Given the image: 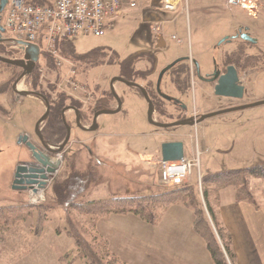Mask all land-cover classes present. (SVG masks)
<instances>
[{
    "label": "rangeland",
    "instance_id": "374dc122",
    "mask_svg": "<svg viewBox=\"0 0 264 264\" xmlns=\"http://www.w3.org/2000/svg\"><path fill=\"white\" fill-rule=\"evenodd\" d=\"M133 1L136 8H128L126 4L129 0H125L123 6L126 7H124L121 16L113 21L112 30L106 31L102 37L79 36L64 40L72 43L74 52L78 55H86L93 51L100 52L98 56L89 55L87 59L78 61L77 65L71 62L76 67V80L79 83L87 85L93 90L96 85H100L101 90L107 91L109 81L119 76V70L128 69L132 76L134 66L137 69V76L141 73L148 75L147 79L138 80L137 78V82L144 85L146 80H150L155 88L159 71L166 66V61L172 60L176 56L181 59L188 57L189 63L192 60L200 63V72L203 73L204 66H207L209 70L212 69V59L217 58L218 54L222 57L224 52L229 54L234 51L231 55L236 59L245 57L244 54L247 52L249 56L258 55L260 60L254 65L250 60L252 57H249L246 65L249 64L250 68L246 73L243 71L244 73L240 75L245 79V97L242 100L227 101V105L222 109L230 108L231 104L245 105L264 100V11L248 13L238 8H229L225 5L226 0H175L176 12L170 13L160 11L158 0ZM155 28L160 30L156 32ZM239 28L248 29L249 36L257 41L256 45H244L240 39H234L230 44L220 45L225 37H234ZM172 36H175L181 43L178 44L176 39L171 38ZM4 39H8L7 34H4ZM215 46H219L216 52ZM0 55L9 59L19 57L16 54V48L10 41L0 44ZM102 55H106L105 59H101L104 60V66H99V64L98 67L90 69L89 64L96 58L100 60L98 57ZM151 56L157 59L156 62L153 61L154 65H151ZM132 57H138L133 64L131 61H127ZM176 59L178 60V58ZM49 60L41 54L35 70L19 82L18 90L38 91L40 94L42 90L51 92L52 99L57 94L63 93L62 89L64 88L61 82L68 67L65 64L62 68H56L52 61L54 69H51ZM243 60L241 59V62ZM65 61L67 60L65 59ZM175 72L176 69L168 71L161 80L160 92L164 96L178 99L185 106L187 113H193V115L194 109L198 110L202 108V105L213 104L207 96L210 94L209 91L206 92L208 88L200 85L197 77L190 79L191 82L183 87L186 89V93L181 87L183 85H180L175 91L170 83V77ZM19 75L18 68L0 63V82L7 80L5 82L7 90H10L12 83ZM132 79H134L133 76ZM34 82L37 85L36 90L32 89ZM52 86L55 88L54 91L51 90ZM3 88H0V92ZM114 93L121 100V111L114 115H100L96 121L97 130L92 134L83 135L84 138L93 139L89 143L82 140L83 137L79 139L78 135L75 136L71 131L70 145L67 147L68 152L64 157L65 162L62 160L64 166L72 157L75 164L79 163V167H94L96 178L101 180L97 186L101 188L94 191L89 198L86 196V200L106 197L104 190H108L112 195H124V193L130 192H136L134 195H145L151 188H154V191L169 188L159 184V181L156 182L159 177L160 159L157 162H153V160L150 162L151 157L149 156L159 155L160 158V146L174 138L181 140L184 158L197 159V165L200 163L202 174L198 171V167H193L190 176V185L198 189L199 195L201 186L199 185V189L197 181L207 174L205 173L206 169H245L264 162V105L240 111L241 113L228 117L225 121L219 116L208 119L205 121L208 125L205 131L200 127L188 129L189 127L185 126L161 130L148 124L146 120L147 104L139 93H135L131 87L121 83L115 86ZM157 98L153 100L155 121L169 124L181 118L177 109L173 108V104L159 96ZM4 106L11 110L13 115L7 125H0L1 133L9 132L7 137L10 139L9 143L16 144L19 133L22 131L27 133L24 135L27 141L33 143L32 140L36 139L34 132L36 122L33 126L30 122L33 123L34 119L38 121L43 116L44 106H40L38 101L30 97L10 103L4 101ZM115 107V102L110 103L109 109L113 110ZM195 116L198 115L193 117ZM72 118V113H67L65 120L69 125L72 124L73 130H76ZM48 124L44 125L43 123L41 127L44 129L46 127L47 132L51 135L54 133L50 136L51 142L55 143L54 145H59L65 137L61 123L51 126ZM176 132L179 133L178 137ZM17 134V138L13 140L12 137ZM220 135L227 143L214 145L216 138ZM245 138L248 142L246 145ZM203 140H205L208 149L206 152L201 150L199 154L195 148L196 145H201ZM81 143L89 147L91 156ZM226 144L233 147L228 152L223 148ZM248 145L254 147V160L250 163V160L245 159L244 163L243 156L246 150L244 147ZM22 146L23 143L17 149L15 146H8L1 150L4 151L3 155L13 158V160L11 167H8V162L0 163V206L20 203L31 206L52 205L54 201H51L53 198L51 187L63 176V166L56 173H51L52 176L45 180L44 187L40 192L38 191L40 198L38 195H33L30 190H11L16 161L20 154L25 152L21 150ZM22 158L25 156L22 155ZM198 174L200 179L197 177ZM153 182L156 183L153 185ZM94 189L96 190V186L90 185L87 193ZM170 206L168 207L170 208ZM165 212L162 216V218L165 216L163 220L170 216L165 215ZM188 212L194 218L193 210L190 209ZM115 216L122 215H110L109 219L108 217L104 218L100 222V229L97 227L98 220L95 225L96 235L109 247L104 235V232L109 230L105 234L108 235L109 232L114 236L112 239L115 241L110 244V249L119 259L125 264H146L145 261L150 255L149 244L145 242L143 235H137L126 225L124 220L130 219L129 215H126L127 217ZM113 218L119 221L111 222L114 220ZM161 219L154 226L142 223V226L146 228V234L151 236L154 230H159L160 227L155 226L161 224ZM136 221L139 220L136 219ZM68 224L73 232L86 240L92 248L95 245L94 249H97L96 246L100 244L91 238L86 218L80 217L76 213H66L64 209H54L47 213L46 222L42 223L44 231L40 236L34 234L33 229L30 228V226L35 227L34 215L28 220H20L8 227L0 223V264H85L84 260L76 256L74 242L67 234ZM104 224L107 228H102ZM212 226L214 227L213 223ZM165 231L166 226L159 231V234L165 235ZM167 252L172 253V250L166 249V243H164V249L158 253L163 256ZM158 260L162 264L169 263L168 260L165 261L167 263Z\"/></svg>",
    "mask_w": 264,
    "mask_h": 264
},
{
    "label": "trees",
    "instance_id": "16d2710c",
    "mask_svg": "<svg viewBox=\"0 0 264 264\" xmlns=\"http://www.w3.org/2000/svg\"><path fill=\"white\" fill-rule=\"evenodd\" d=\"M58 53L62 58L77 65L78 61L87 59L89 55L98 56L100 52L93 51L86 55H78L74 52L73 45L70 41H62L58 44ZM98 58L100 60L96 58L89 64L90 69L98 67L99 64V66H104V60L102 61L101 59H105L106 55L99 56ZM136 59L137 57H132L127 61H131V64H133ZM150 59L151 65H154L153 59ZM248 59L249 58L245 60L248 61ZM250 60L253 62L256 61L252 58H250ZM240 61L241 58L234 59L231 55L229 60L225 62H227V64L239 66L241 63ZM49 68L54 69L51 59L49 60ZM118 75V77H121L127 82L134 81L128 69L119 70ZM144 78L146 77L143 76L142 73L139 74L138 79L143 80ZM180 85V83L176 84L175 82L177 89ZM36 88L37 85L36 82H34L32 89L36 90ZM54 89L55 88L52 86L51 90L54 91ZM145 89L148 96L152 93L149 98L155 107L153 100H155V98L158 99V94H156L152 82H150ZM32 92L38 93V91ZM40 95L44 96L50 105L47 118L50 125L61 123L62 112L67 108L78 110L80 120L81 117H83L86 122L90 120L88 113H83L81 111L80 104L69 97L65 92L57 94L53 99L51 92L42 90ZM101 96L102 98L93 110H110L109 105L114 102L112 94L107 90L101 92ZM66 124L69 125L67 122ZM84 148L86 149L85 146ZM86 152L91 156L87 149ZM62 166L65 167H62L64 171L63 176L59 182L53 183L51 187L53 198L50 200L54 201L52 205L31 206L20 203L0 206V223L8 227L20 220H28L34 215L35 227L33 228L30 226V228L33 229L34 234L40 236L44 231V225H42V223L46 222V215L49 211L64 209L66 213H76L80 217L87 219L91 238L97 241V244H102L101 246L97 245V249H94L95 245H93L94 248H92L86 240H83L81 236L73 232L68 224L67 234L74 242L76 256L84 260L85 264H121L118 259L110 253L107 243L105 241L102 242V239L96 235L95 225L98 220L110 215H132L146 224L154 226L161 219L168 206L172 204H181L193 210V231L203 240L213 264H228V262L234 264L230 235L223 228L218 216L217 207L219 192L224 188L232 187L236 193V201L253 203L254 198L249 184L250 180L261 179L264 181L263 162L245 169L223 170L216 173L204 174L200 179V195L196 187L186 184L180 187H169L160 191L156 190L145 195L111 194L102 199L86 200L85 197L88 196L87 189L90 185L97 186L100 184L99 181H101L96 178L97 174L94 167H79V163L75 164L72 157L67 165Z\"/></svg>",
    "mask_w": 264,
    "mask_h": 264
},
{
    "label": "crops",
    "instance_id": "0c3cea01",
    "mask_svg": "<svg viewBox=\"0 0 264 264\" xmlns=\"http://www.w3.org/2000/svg\"><path fill=\"white\" fill-rule=\"evenodd\" d=\"M240 29L241 28H239L237 30H240ZM247 32H248V29H247ZM241 42L247 46L248 45H250V46L256 45V44H253V45L249 44V43L244 42L242 40H241ZM180 43H178V44H180ZM228 44H230V43H228ZM218 47L215 46V48H214L215 52H216V50H218ZM246 51H247V49H246ZM233 52L234 51L229 53V55H231ZM224 54H225V52H224ZM224 54L222 55V57H221V55L218 54L217 58L214 59V61L217 62V65L219 68L223 67L222 64H224V56H225ZM244 56L245 57H243V56L241 57V59H244V60L242 62L240 61L241 62L240 65L239 66L235 65V66H237L238 71L242 70L246 73L248 68H250V65L249 64L246 65L248 61H246L245 59L252 57V59H255L256 60L255 62L257 63L260 60V58L258 55L257 56H254V55L249 56V54H247V52H245ZM150 58H152L154 62L157 61L156 57H154V56H151ZM176 58L181 59V58L176 56L172 59L173 62L177 60ZM182 58H188V57H182ZM172 60L166 61L167 63H165V65L169 64V62H172ZM188 60H189V58H188ZM255 62L252 61V64H254ZM244 63H246V64H244ZM230 65L234 66V64H230ZM198 66L201 70L200 63H198ZM202 70H203V73H201L202 75L210 72V70L208 69L207 66H204ZM6 81L0 82V88L4 87L3 90L0 92V101H1L0 125H4V126L8 124V120L10 118H12V115H13L11 110H8L4 106V101H5V103H7V102L10 103V102H14V101H19V99L22 100L24 97H26V98L30 97V98H33L34 100L38 101L40 106H43L40 99H38L34 96H22V95H20V93H22V91L18 90L19 83L16 85L15 88H13V84L15 81L12 83V87H10V90H7L8 87L7 86L5 87ZM198 81H199L200 85H204L208 88V90L206 89L207 90L206 92L209 91L210 94H208L207 96L212 100L213 104H209V106L202 105V108L198 109V110L194 109V115L200 116L203 114H208V113L220 110V109H222V107L227 105V101H231V99H223V98H219V97L214 96L213 87L211 84H206L205 82H202L199 79H198ZM117 84L118 83H115L113 85V89L115 88V86ZM115 104H116V102H115ZM44 112H45V110H43V113ZM241 112L221 115V116H219V118L221 117V119L225 121L228 117L235 116ZM67 113H72V115L74 114L72 110H67V112L64 113V116H66L65 119H67ZM112 115H114V114H112ZM227 115H230V116H227ZM205 121H207V120H205ZM205 121H203L197 125H194L192 127H190V126H185V127H189L188 129L193 128V127H197V128L200 127V129L205 131L206 126H208ZM32 122L33 123L30 122V124H32V126H33V124L37 121H36V119H34V120H32ZM46 124L47 123L44 122V125H46ZM70 125H71L70 133L72 131L75 136L78 135L79 139H81L80 137L84 138L83 135H88V134L94 133V132H87V131H84V130H81L78 128H76V130H73L72 124H70ZM84 126H88V125L83 124V127ZM176 133H177V137H178L179 133L178 132H176ZM9 134H10L9 132H4V134H2L1 129H0V163L4 164L5 162H8V167H11L13 158L11 159V158H8V156L3 155L4 151H1V150L4 149V147H8V146H12V147L15 146L16 149L19 148V145H21L23 143V142H19V139L25 138L24 135H26L27 133L21 131L19 133V138H18V141L16 144L15 143L14 144L9 143L10 139L7 138L9 136ZM17 136H18V134L14 135L12 137L13 140H15L17 138ZM82 140H85L86 142L89 143V141L93 140V139L86 137ZM32 141H33L32 144H35L36 140L34 139ZM175 141L181 142V140H179L177 138L172 139L170 142H175ZM225 142L226 141L222 138V135H220L216 138V143H214V145H216V144L220 145V144H223ZM30 143H31V141H30ZM205 143H206L205 140H203V143L201 145H199V144L196 145L195 149H197V152L199 154L201 153V150H202V152L207 151L208 146H206ZM247 143L248 142L245 138V145ZM85 147L88 150V152L91 154L89 147H87V146H85ZM223 148L226 150V152H228L233 147L229 146V144L228 145L226 144ZM244 149H246L244 152V156H243L244 163H245V159L250 160V163H251L254 160V155H253L254 147L248 145V146L244 147ZM21 150L25 151V152H22L20 154V157L16 161V166H17L19 160L23 159L22 155H23V157L24 156L28 157L30 154L29 150L25 147L24 143H23ZM156 153H157V151H156ZM248 153H249V155H248ZM251 156H252V158H251ZM149 157H151L150 162H151V160H153V162H157L160 159L159 155H157V156H151L150 155ZM246 168H249V167H246ZM236 169H241V168H234V169L232 168V169H223V170H236ZM198 170L202 174L201 168H200V163L198 164ZM223 170L206 169L205 173H216V172L223 171ZM158 181H159V177L157 178L156 182H158ZM156 182H153L152 184L154 185V183H156ZM249 184H250V188L252 189V192H253V198H254L253 203H248V202H244V201H236V193L232 187L224 188V189L220 190V192H219V200H218V207H217L218 216H219V220H220V223L222 224L223 228L230 235L231 250H232V253L234 255V264H264V181L261 179H251ZM98 188H101V187L96 186V190L94 189V190L90 191L91 193L88 192V198L92 193H94V191H97ZM154 190H155L154 188H151L147 192L149 194V193L154 192ZM12 191H15V190H12ZM104 191H105L104 196L108 197L109 195H111V193L108 192V190H104ZM134 193H136V192H134ZM134 193H131V192L130 193H124V195H130V194H134ZM102 197L96 198L93 200L102 199ZM173 207H181V208H173ZM189 210H190L189 208H186L181 204H175L174 206H170V208L165 212V215H170V216L169 217L167 216L168 218H165L164 220H163V218L165 216L163 218L161 217L162 218L160 221L161 224H159V226H155V227H160L159 230H154L152 232L153 234H151V236L146 234L147 233L145 230L146 228H144L142 226L143 225L142 223H145V222L139 220L137 217H135V218L139 221H136V219L132 215H129L131 217L130 219L126 218L124 220L126 225L128 227H130L131 230H134L133 232H135L139 236L143 235L145 242L147 244H149L148 248H150V250H149L150 255H149L147 261H145L146 264H162V263H160V261L158 259L162 260L163 262L168 260L169 263L165 262L167 264H213L203 240L198 235H196L193 231L192 225H193L194 218H192L191 215L189 214V212H188ZM189 215H190V217H189ZM127 216L122 215V216H115V217H127ZM103 219H100L98 221V223H97L98 228L100 226V222L103 221ZM108 219H109V217H108ZM113 219L114 220H111V222L112 221H119V220H115L116 218H113ZM147 225H149V224H147ZM150 226H152V225H150ZM165 226H166L165 235H160L159 231ZM102 228H107V227L104 224V225H102ZM107 231H109V230H107ZM107 231H105V232H107ZM105 232H104V235L107 238V242H108V246H109L108 249L112 254H114L116 256V254L114 252H112L110 249V244L112 242H115L112 239V238H114V236L109 234V232L107 235V234H105ZM164 243H166V249L172 250V253L167 252L166 254H164L162 256L158 252L161 249H164ZM116 257L121 264H125L121 259H119L118 256H116Z\"/></svg>",
    "mask_w": 264,
    "mask_h": 264
},
{
    "label": "built area",
    "instance_id": "2783aa9c",
    "mask_svg": "<svg viewBox=\"0 0 264 264\" xmlns=\"http://www.w3.org/2000/svg\"><path fill=\"white\" fill-rule=\"evenodd\" d=\"M124 1L6 0L0 25L16 49L19 48L17 42L34 44L38 46L39 58L43 54L53 61L56 68H62L66 64L68 68L61 82L64 88L62 91L78 99V93L82 92L87 97L89 95L86 88L75 80L74 65L59 55L58 44L79 36L102 37L106 31L112 30L113 21L121 16L124 7L136 8L133 0H129L126 6H123ZM158 5L162 12H176L175 0H158ZM225 5L248 13L264 11V0H226ZM159 30L155 28L156 32ZM171 38L176 39L175 36ZM177 42L180 43L179 40ZM56 158L61 160V155ZM159 166V184L165 187L188 184L191 169L198 167L197 159L186 158L178 162L160 160ZM197 177L200 179L199 174Z\"/></svg>",
    "mask_w": 264,
    "mask_h": 264
},
{
    "label": "water",
    "instance_id": "95a60500",
    "mask_svg": "<svg viewBox=\"0 0 264 264\" xmlns=\"http://www.w3.org/2000/svg\"><path fill=\"white\" fill-rule=\"evenodd\" d=\"M5 5H6V0H0V13L4 9ZM3 33H4V29L0 26V44L5 42V39L2 38ZM234 38H239L240 40L247 42L249 44H252V45L256 44V40L249 36V34L247 33V29H244V32H242V30L240 29L238 31V35L235 36ZM226 39H223L220 42V44L224 42ZM17 44L20 46V48L24 52L23 57L21 59H18V60L9 59V58L0 56V63L20 68L22 71L20 76L15 80L13 84V88L16 87L18 82H20L22 79H24L26 76H28L31 73L34 65L38 61V54H39L37 45L23 43V42H17ZM183 60H188V58L176 60L172 65L166 67L158 75L156 85H155V91L161 98H163L166 101L171 100V98L164 96L160 92V83H161L162 77L165 74V72H167V70L173 67L175 63L181 62ZM193 63L196 69L197 78L200 81L205 82L206 84L212 85L214 96L223 98V99H231V100H241L242 99L244 87L239 82V77H238L237 71L234 68V66L232 65L226 66L223 73L221 72V69L218 66H216L214 67V70L211 74L201 76L200 68L197 62L194 61ZM115 83H122L128 87L135 88L139 91L142 98L145 100L147 104L146 120L148 124H150L151 126H154L155 128L161 129V130L177 128L180 126L192 127L205 120H208V119H211L217 116L236 113V112H240V111H244L247 109H251L254 107H259V106L264 105V100H261V101H257L254 103L241 105V106L220 109V110L208 113V114H203L198 117H191L189 119L182 120V121H176V122H172L169 124H162L154 120V117H153L154 116V106L148 94L144 90V88H142L141 86L135 83L127 82L121 77H114L109 82V90L116 102V108L114 110H101V111L96 112L93 116V120H92V124L90 128L80 127V124L77 118L76 126L78 128H82L81 130L88 131V132H95L98 127L96 124V120L100 115H112V114H117L120 112L122 103H121V100L114 93L113 85ZM20 95L34 96L36 98L41 99L44 104L45 112L43 116L36 122L35 129H34L35 136L40 141L41 149L38 146H35L34 144L28 142L25 138L19 139V142H23L25 144V147L29 150L31 156L25 157L19 160L16 166V169H15V174L13 177L11 189L18 190V191L30 190L32 192H35L36 187H40V188L44 187L45 180H46V176H45L46 173L51 174V173H56L58 171L61 165V162L57 158H54L53 155H59L64 150V147L67 145L70 139V128L68 125H66L64 117H62V122L65 124V130H66L65 138L60 145L56 147H50L48 144H46L43 141V138L41 135V128H40L41 124L46 121L48 114H49V110H50V105L47 99L44 96L38 93H34V92H22L20 93ZM72 111H74L75 114H78L76 110L72 109ZM160 158L162 162L182 161L184 158L182 142L175 141V142L163 143L160 146Z\"/></svg>",
    "mask_w": 264,
    "mask_h": 264
},
{
    "label": "flooded vegetation",
    "instance_id": "af4514ba",
    "mask_svg": "<svg viewBox=\"0 0 264 264\" xmlns=\"http://www.w3.org/2000/svg\"><path fill=\"white\" fill-rule=\"evenodd\" d=\"M2 13V12H1ZM1 13H0V18H1ZM238 31L239 30H237V32H236V34L234 35V37L235 36H237L238 35ZM242 32H244V30L242 29ZM234 37H226V38H224V39H226L224 42H222L221 44H223V43H231L234 39H236V38H234ZM230 39V40H229ZM229 40V41H228ZM220 44V45H221ZM219 45V46H220ZM16 54H18L19 55V57H17L16 59L18 60V59H21L22 58V53H21V51L19 50V49H16ZM225 56H224V64H222L223 65V67L222 68H220L221 69V72L223 73L224 72V69H225V67L226 66H228V65H230V64H227V62H225V61H228L229 60V57L231 56V55H229V54H224ZM139 57V56H138ZM138 57H137V59H138ZM137 59L135 60V61H137ZM175 62V61H174ZM174 62H172V63H170V64H167L163 69H161L160 71H159V73L162 71V70H164L166 67H168V66H170V65H172ZM194 60H192V62H190L189 63V60H183V61H181V62H178V63H175L174 65H173V67L172 68H170L169 70H167V72L168 71H171V70H173V69H176V72H175V74L174 73H172V75H171V81H170V83H171V85L174 87V89L175 90H177V88H176V86H175V82H176V84L177 83H180L181 85H183L182 86V88L184 87V86H186L187 85V83H190L191 81H190V79L192 80L193 78H196L197 77V74H196V69H195V66H194ZM198 64V63H197ZM216 66H218L217 65V62L216 61H214V59H212V69L210 70V72H208V73H205L203 76H205V75H208V74H211L212 72H213V70H214V67H216ZM35 68H36V64L34 65V67H33V69H32V71H31V73L30 74H32V72L35 70ZM234 68L236 69V71H237V74H238V77H239V82H240V84L244 87V92H243V97H242V99L245 97V94H246V89H245V84H244V81H245V79H243V78H241V76L240 75H242L244 72L241 70V71H238V69H237V66H235L234 65ZM20 70V74H21V69H19ZM167 72H165V74L167 73ZM133 78H134V81L132 82V83H135V84H137V85H139V86H141L142 88H144V90L146 91V89H145V87H148V85L150 84V80H146V82L144 83V85H140L137 81L138 80H142V79H138L137 80V78H138V74H137V69L133 66ZM159 73H158V75H159ZM164 74V75H165ZM200 74H201V72H200ZM163 75V76H164ZM202 75V74H201ZM143 76H145L146 78H144V79H147V77H148V75L147 74H145V75H143ZM157 78H158V76H157ZM156 81H157V79H156ZM110 82V81H109ZM186 83V84H185ZM148 84V85H147ZM155 85H156V82H155ZM81 86H83V87H85L86 88V92H87V94L89 95L88 97L87 96H85L82 92L81 93H78L77 94V96H78V99L77 98H75V97H73V96H69V97H71L73 100H75V101H77L79 104H80V107H81V111L83 112V113H88V115L90 116V120L88 121V122H86L84 119H83V117H81V120H80V116H79V113L78 114H75V112L73 111V124H74V126L76 127V128H78L77 126H76V119L78 118V122H79V124H80V127H82V128H90V126H91V124H92V120H93V116H94V114L96 113V112H98V111H101V110H93V109H95V107H96V105H97V103L99 102V100L102 98V96H101V92H104L103 90H101V87H100V85H96L94 88V90L91 88V87H89V86H87V85H84V84H81ZM189 88H190V85H189ZM134 91H135V93H139V91L137 90V89H135V88H132ZM108 90H109V87H108ZM110 91V90H109ZM183 92H185L186 93V89H184L183 88ZM146 93H147V91H146ZM140 94V93H139ZM148 94V93H147ZM141 95V94H140ZM142 97V96H141ZM170 98V97H169ZM241 99V100H242ZM115 101V100H114ZM231 101H236V100H231ZM167 102H169V103H171V104H173V108H175V109H177V112H178V115L180 114L181 115V118H179L178 120H176V121H182V120H186V119H189V118H191V117H193L194 115H193V113H191V114H188L187 113V111H186V108H185V106L178 100V99H176V98H171V100H169V101H167ZM242 104H231L229 107H236V106H241ZM72 109H74V108H72ZM71 108H67L66 110H64L63 111V113H62V117H64V119H65V116H64V113H66L67 112V110H72ZM75 110V109H74ZM114 110V109H113ZM77 112H78V110H76ZM49 115V114H48ZM62 117H61V126L63 127V131H65L64 133H66V130H65V124L62 122ZM48 118V117H47ZM46 123H48V121H46ZM65 123H66V120H65ZM83 124H87L88 126H84L83 127ZM49 126H51L50 124H48ZM67 125V124H66ZM69 126V125H68ZM69 128H70V130H71V126H69ZM82 128H78V129H82ZM88 132V131H87ZM41 135H42V138H43V141L46 143V144H48L50 147H56V146H58V145H54L55 143H53V142H51V138H50V136H52V135H54V133H52V135L51 134H49L48 132H47V129H44V128H42L41 129ZM50 138V139H49ZM65 138V137H64ZM36 142H35V146H38L40 149H41V144H40V141H39V139L36 137ZM64 140V139H63ZM70 140V139H69ZM63 142V141H62ZM61 142V143H62ZM60 143V144H61ZM79 143V142H78ZM83 143V142H82ZM81 143V145H83ZM59 144V145H60ZM70 145V141L67 143V145L64 147V150L59 154V155H61V162H63L62 160H64V157H65V155L67 154V152H68V149H67V147ZM84 146V145H83ZM71 147V146H70ZM69 147V148H70ZM29 156H31V154H29ZM28 156V157H29ZM56 156L57 155H53V157L54 158H56Z\"/></svg>",
    "mask_w": 264,
    "mask_h": 264
},
{
    "label": "bare ground",
    "instance_id": "6f19581e",
    "mask_svg": "<svg viewBox=\"0 0 264 264\" xmlns=\"http://www.w3.org/2000/svg\"><path fill=\"white\" fill-rule=\"evenodd\" d=\"M45 176H46V179H49L51 176H52V174H45ZM44 182V181H43ZM35 192H32L33 193V195H35V196H37L38 195V191L40 192V190H41V188L40 187H36L35 188ZM38 197L40 198V196L38 195Z\"/></svg>",
    "mask_w": 264,
    "mask_h": 264
}]
</instances>
